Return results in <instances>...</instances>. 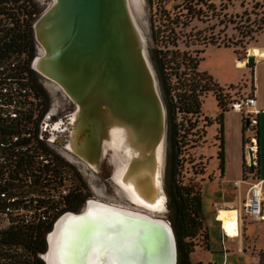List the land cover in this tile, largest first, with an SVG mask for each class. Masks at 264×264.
Masks as SVG:
<instances>
[{
    "label": "water",
    "instance_id": "water-1",
    "mask_svg": "<svg viewBox=\"0 0 264 264\" xmlns=\"http://www.w3.org/2000/svg\"><path fill=\"white\" fill-rule=\"evenodd\" d=\"M33 37L40 51L32 58V70L55 82L74 105L57 129L61 146L93 171L115 150L124 164L117 183L132 191L134 205L146 211L160 203L166 208V108L130 0H52L35 19ZM246 58L247 66H253L255 56L247 51ZM101 216L99 240L105 233L128 239L131 264H177L169 220L94 198L86 199L80 211L66 210L55 219L46 235L44 264H67L70 257H78L75 264H99L102 257L107 261L110 251H102L99 242L90 256L87 240L78 253L63 244L68 233L94 227ZM105 222L114 227H103Z\"/></svg>",
    "mask_w": 264,
    "mask_h": 264
},
{
    "label": "rangeland",
    "instance_id": "rangeland-1",
    "mask_svg": "<svg viewBox=\"0 0 264 264\" xmlns=\"http://www.w3.org/2000/svg\"><path fill=\"white\" fill-rule=\"evenodd\" d=\"M39 8L45 9L51 4L52 0H36ZM140 4L135 5L136 1L131 0L133 11L137 23L143 32L146 40V52L148 59L155 71L158 88L165 104V98L159 82L158 68L156 60L161 58L165 53L166 57H162L168 61L170 67L168 72H172L170 82L177 84L175 76L181 73H187L183 79L179 78L178 82L191 83V67L197 64V71L202 73L205 71H212L213 78L221 84L232 83L237 85L239 79L243 74L248 77V69L243 67L244 62L238 61L237 69L234 65L236 57H244L245 52L251 47H261L264 45V0H139ZM209 46L201 55V49ZM40 48L37 47V52ZM200 56L202 59L200 60ZM158 64V62H157ZM172 67V68H171ZM199 73V74H200ZM210 75V74H209ZM221 75L224 79L220 78ZM205 75H199L194 78L204 84ZM211 76V75H210ZM35 78L41 84L42 90L47 97H51L58 102L63 109V114H68L73 110L74 105L62 91V89L53 81L48 80L42 75L36 73ZM213 78H210L208 84L210 90L202 92L201 99L203 104L201 106V114L188 115L182 117L184 132L182 131V145L177 148V170L176 178L180 179L183 184H191L194 188L199 189L202 195L203 205V228L200 234L194 239L193 252L190 254L192 264H249L250 256L242 251L237 252L236 242L238 238L231 239L230 244L224 241L225 248L222 252V246L219 235L216 229L209 228L206 225L207 216L212 215L210 210L215 207V203L221 201L218 197L217 189L219 185L214 182L215 175L210 173L215 167V152L213 146L208 147L206 139L203 136L206 130L207 122L204 115L213 114L216 112L215 93L217 85ZM52 84V85H51ZM230 84V85H232ZM60 89H55L54 86ZM179 90L185 91L188 84L181 86ZM218 87L222 88L223 101L229 100L231 91L234 87ZM216 89V90H215ZM166 108V106H165ZM65 117H63L64 119ZM196 120V121H195ZM167 123V122H166ZM59 130V126H58ZM54 132L55 141L51 143V155L55 157V162L68 164L70 162V169L67 166L66 171L74 169L75 173L72 178L64 175L65 179L62 181L64 186H67V191H70L67 199L63 195H53L50 200L59 201V206H64L63 202L68 205L69 200H75V209H68L75 212L80 211L86 199L94 198L101 199L120 206L132 207L140 209L123 195L121 189L116 183L115 176L119 172V167L114 168L113 154L112 157L108 154L103 160L98 171H93L85 162L79 157L65 150L59 139V131ZM213 127L208 129V138H212ZM214 144H218V140L212 139ZM207 145L208 154L204 147ZM204 146L203 148H201ZM247 148L245 154L247 155ZM62 152L73 156L77 160H81L84 164L69 161ZM175 150L172 148L168 139L167 133L164 144V161H163V182L166 189L170 181L173 171V162ZM208 155L212 158H208ZM68 162H67V161ZM116 165V163H115ZM61 166V165H60ZM87 166V167H86ZM114 168V170H113ZM113 171V173H112ZM112 178L114 180H112ZM51 185L47 184V189L50 192ZM95 189V190H94ZM99 191H98V190ZM120 190V191H119ZM47 192V191H46ZM97 192V193H96ZM53 193V192H50ZM76 197L74 198L73 197ZM50 197V194L49 196ZM81 199L80 203L79 200ZM73 205V204H72ZM71 205V206H72ZM70 206V207H71ZM65 207V209H66ZM219 207V205H218ZM141 210V209H140ZM143 211V210H142ZM146 212V211H144ZM148 212V211H147ZM151 212V211H149ZM205 213V214H204ZM211 214V215H210ZM154 216L163 217L172 221L171 211L166 204L164 212L155 213ZM54 217L51 218L53 220ZM49 221L47 228L52 227V221ZM248 223V219H244ZM4 222L0 216V225ZM238 223L229 224L224 229L228 232L238 231ZM7 228V227H6ZM4 228V229H6ZM2 229V230H4ZM47 229V230H48ZM1 231V230H0ZM204 231L208 232V241L203 237ZM211 238V240H210ZM225 240V239H224ZM208 243V246L206 245ZM227 250V252H226Z\"/></svg>",
    "mask_w": 264,
    "mask_h": 264
},
{
    "label": "built area",
    "instance_id": "built-area-1",
    "mask_svg": "<svg viewBox=\"0 0 264 264\" xmlns=\"http://www.w3.org/2000/svg\"><path fill=\"white\" fill-rule=\"evenodd\" d=\"M36 7L40 13L44 10L39 8L36 0H0V9H3L0 11V42L14 27L15 19L20 21L22 29L26 28L30 18L35 16ZM39 15L30 21L32 31ZM35 46L39 48L36 42ZM245 55L247 57V52ZM27 59V51L11 54L0 43V216L4 220L0 230L16 224L34 229L40 227L46 240L51 218L54 217L51 220L53 224L61 213L68 210L65 209L66 202L62 207L59 201L50 198L61 193V197L67 199L70 191L62 181L67 172L72 178L75 171L64 170L66 166L70 169L71 163L67 160L68 164L59 162L61 166L57 165L50 147L55 141L54 132L71 111L63 114L58 102L46 96L39 81L28 70ZM255 105L254 95L248 94L233 98L228 109L239 112L248 124L255 126L258 123ZM248 148L252 153V163L248 151L245 163L251 165L257 153L253 136ZM47 184L51 185L49 189L53 193L46 190ZM263 205L264 184L258 179L246 189L239 219L243 222L246 218H264ZM39 255L42 257V253Z\"/></svg>",
    "mask_w": 264,
    "mask_h": 264
},
{
    "label": "trees",
    "instance_id": "trees-1",
    "mask_svg": "<svg viewBox=\"0 0 264 264\" xmlns=\"http://www.w3.org/2000/svg\"><path fill=\"white\" fill-rule=\"evenodd\" d=\"M3 1V0H1ZM16 1V0H15ZM36 6V3H35ZM37 8V7H36ZM3 9L1 8L0 11ZM40 9L37 8L35 11V16H32L27 22L26 28H21V23L18 19H15L14 27L11 28L8 35H4L1 39V45L6 48L11 54L14 52L27 51L28 59L25 62L30 73L35 77L36 72L30 67L32 58L37 53L35 46V41L33 37V31L31 28V23L37 15L40 13ZM10 35V36H9ZM207 46V45H206ZM204 52V48L201 49V55ZM166 53V52H165ZM165 53L161 58L156 57L158 64L159 82L161 84V89L163 96L165 98L166 115H167V136L171 143L172 148L176 151L174 154L173 171L170 177V181L167 184L166 192L168 196V208L171 211L172 221L171 224L174 228L176 240H177V250H178V261L177 264H192L190 254L193 252L194 239L200 234L203 228V205H202V195L199 189L194 188L191 184H183L180 179L176 178L178 174L177 170V148L182 145V131L184 132L182 117L188 115H196L198 117L201 114V106L203 99H201L202 92L205 90H210L211 87L208 84L210 75L206 72H198L197 64H193L191 69V83L178 82V79L184 76H188L187 73H181L175 76L177 79V84H172L170 82L171 76L176 75L172 72H168L170 67L168 61L164 60L162 57H166ZM8 54V53H7ZM246 54V52H245ZM240 57L239 59H243ZM200 59L202 57L200 56ZM252 67V66H251ZM172 68V67H171ZM200 73V74H199ZM199 75H205L206 81L201 84V81H197L194 77ZM186 85L188 87L185 91L179 90L180 87L177 85ZM217 85L216 97L217 106L219 107V112L216 116L211 119L207 115H204V119L207 122V126L211 125L213 122L217 123L216 131L214 134V140H218L217 145V159H218V171L220 174L223 172L224 167V156H223V127L222 118L223 111L228 109L229 103L232 100L223 101L222 88ZM232 87V86H230ZM42 89V88H41ZM44 92V91H43ZM244 120V119H243ZM196 121V120H195ZM245 123V130L249 132L245 144L250 143V138L253 136L256 139L257 153L255 162L251 165H247L244 162L243 166V180L244 181H256L258 180V126H251ZM205 135V133L203 134ZM76 198V197H74ZM81 199L79 200L80 203ZM75 200H71V203L66 209H75ZM73 204V205H72ZM72 205V206H71ZM71 206V207H70ZM204 229V228H203ZM205 230V229H204ZM45 232L40 227L39 228H28L21 224L10 225L6 229L0 231V264H44L42 257L39 255L43 253L46 248ZM203 237L208 241V232L204 231ZM208 246V243H206Z\"/></svg>",
    "mask_w": 264,
    "mask_h": 264
},
{
    "label": "crops",
    "instance_id": "crops-1",
    "mask_svg": "<svg viewBox=\"0 0 264 264\" xmlns=\"http://www.w3.org/2000/svg\"><path fill=\"white\" fill-rule=\"evenodd\" d=\"M209 46L204 48L205 50ZM255 56L254 65L247 66L245 60L239 59L236 57L234 61V65L237 69L245 67L248 69V77L243 74L242 78L239 79L237 85H230L227 83L221 84L217 81V79L213 78V72L208 71L211 77L222 87H234V90L230 93V100L237 96L244 95H254L256 99L255 110H257V119H258V178L264 184V45L261 47H251L248 49ZM203 52V53H204ZM202 53V54H203ZM244 62L245 65L243 67H237V62ZM220 78L224 79L221 75ZM226 80V79H224ZM204 102V101H203ZM202 102V104H203ZM216 112L213 114L206 115L213 119L216 114L219 112V107L216 103ZM213 127L212 138H208V129ZM217 123L213 122L211 125L206 126V130L204 131L205 135H203L207 141L208 147L213 146L216 149L215 152V167L210 172L214 173L216 176L214 182H216L219 187L217 189L218 197L220 196V202L215 203V207L212 206L210 209L213 213L211 216H207L206 225L209 228H215L217 234L219 235L222 252L225 248L224 241L226 243H231V239H237V252L242 251L250 256L249 264H264V218L262 219H248V223L244 220L243 222L239 219V214L242 210V203L244 200L246 189L249 187L252 181H244L243 180V166L245 160L248 159V155L245 154V148L247 144H245V140L249 135V132L245 130V123L242 115L239 112L233 111L231 109H225L223 111L222 118V127H223V156H224V167L223 172L220 174L218 171V159H217V145L212 142L214 139V134L216 131ZM206 147H204L206 153L208 154ZM208 158L210 155H208ZM236 183V184H234ZM226 209V210H236V212L229 215L227 224H236L239 222V230L236 232H228L224 231L226 234L223 236V229L221 227L220 222L217 220L216 214L218 209ZM262 213H264V205L262 207ZM205 214V213H204ZM225 239V240H224ZM211 240V238H210ZM227 252V250H226Z\"/></svg>",
    "mask_w": 264,
    "mask_h": 264
},
{
    "label": "snow or ice",
    "instance_id": "snow-or-ice-1",
    "mask_svg": "<svg viewBox=\"0 0 264 264\" xmlns=\"http://www.w3.org/2000/svg\"><path fill=\"white\" fill-rule=\"evenodd\" d=\"M88 217H92V213H88ZM101 221H104L103 216L99 217L96 220L95 226L90 229L78 233H68L67 239L63 241L64 246L68 248L70 253H78L81 249V245L87 240L89 243L88 255L90 256L91 247L96 246V243L99 242L102 251L105 249L110 251V256L107 261L102 257L99 264H131L127 259L131 248V242L123 236H116L109 233H105L103 240L100 241L97 229L101 226ZM103 227L113 228L114 226L105 222ZM77 258L78 257H70L67 260V264H75V259Z\"/></svg>",
    "mask_w": 264,
    "mask_h": 264
},
{
    "label": "bare ground",
    "instance_id": "bare-ground-1",
    "mask_svg": "<svg viewBox=\"0 0 264 264\" xmlns=\"http://www.w3.org/2000/svg\"><path fill=\"white\" fill-rule=\"evenodd\" d=\"M134 1V0H133ZM136 2V4L135 5H139L140 4V1L139 0H135ZM130 5H131V8H132V10H133V7H132V3H131V0H130ZM133 13H134V11H133ZM40 50V49H39ZM52 85V84H51ZM54 86V85H53ZM55 87V89H60L59 87H57V86H54ZM60 124V123H59ZM57 125H58V123H57ZM114 138H115V140L118 138L117 137V135L116 134H114ZM62 154L68 159V160H70L71 162H77V163H79V164H84L83 162H81V160L79 159V160H77V159H75L73 156H71V155H69V154H67V153H65V152H62ZM114 154H116V151L114 150V153H113V160H116L115 161V163H116V165H115V171H116V169L119 167V165H120V168H119V172L117 173V175L115 176V180H116V183H117V180H119V178H120V175H121V173H122V170H123V168H124V164H123V162H120V161H118V159L116 158V156L114 155ZM87 167V166H86ZM114 180V179H113ZM118 184V183H117ZM118 186H119V188L121 189V192L123 193V195L125 196V197H127L132 203H133V205H134V202H135V199H134V196H133V193H132V191L129 189V188H127V187H125L123 184H118ZM95 190V189H94ZM98 190V189H97ZM99 191V190H98ZM120 191V190H119ZM97 193V192H96ZM95 200H98V201H100L101 199H95ZM101 201H103V200H101ZM105 202H107V201H105ZM108 204H110V205H112V206H115V207H119V208H122V209H126V210H129V211H137V212H140V213H144V214H147V215H149V216H152V217H157V216H154V214L155 213H160V212H164L165 211V206H164V204H162V203H160L159 205H154V206H152L151 208H149V211H151V212H147L146 210H140V209H134V208H130V207H127V206H120V205H116V204H113V203H110V202H107ZM136 206V205H135ZM138 207V206H137ZM144 211H146V212H144ZM234 212H236L237 213V215H238V212L236 211V210H226V209H221V208H219L218 209V211H217V219L218 220H220L221 221V225H222V229H223V231H226L225 229H224V227H226L227 225H229V223L227 224L226 222L228 221V218H229V215L230 214H233ZM238 225H239V222H238ZM238 229H239V226H238ZM54 235V233H51L50 235H49V239L50 240H52L51 238H52V236ZM226 234V233H225ZM48 255H49V253L47 252L45 255H44V257H46L47 258V260H48Z\"/></svg>",
    "mask_w": 264,
    "mask_h": 264
},
{
    "label": "flooded vegetation",
    "instance_id": "flooded-vegetation-1",
    "mask_svg": "<svg viewBox=\"0 0 264 264\" xmlns=\"http://www.w3.org/2000/svg\"><path fill=\"white\" fill-rule=\"evenodd\" d=\"M201 60V59H200ZM202 72H205V71H202ZM207 73V72H206ZM208 74V73H207ZM209 75V74H208ZM215 81V80H214ZM216 82V81H215ZM217 83V82H216ZM220 86V85H219ZM112 180H113V178H112Z\"/></svg>",
    "mask_w": 264,
    "mask_h": 264
}]
</instances>
